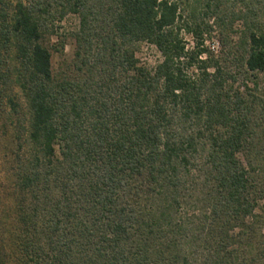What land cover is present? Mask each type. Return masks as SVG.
Wrapping results in <instances>:
<instances>
[{"label": "trees", "instance_id": "trees-1", "mask_svg": "<svg viewBox=\"0 0 264 264\" xmlns=\"http://www.w3.org/2000/svg\"><path fill=\"white\" fill-rule=\"evenodd\" d=\"M182 5L0 0L25 136L0 264H264V0Z\"/></svg>", "mask_w": 264, "mask_h": 264}, {"label": "rangeland", "instance_id": "rangeland-1", "mask_svg": "<svg viewBox=\"0 0 264 264\" xmlns=\"http://www.w3.org/2000/svg\"><path fill=\"white\" fill-rule=\"evenodd\" d=\"M183 3V9H190L189 7L194 0H179ZM77 23L76 19L68 18L63 24L66 30L72 29ZM216 37V36H215ZM216 37L213 42L207 43L212 49L219 50ZM186 42L190 45H194V40L185 36ZM65 55L69 58L72 55V46L68 45L65 51ZM141 63L145 65L153 66L160 60V55L156 49L147 45L143 46L138 54ZM61 56L54 55L53 64L54 67H58ZM6 102V101H5ZM0 109V229L3 227L8 233L4 236L5 239H9V232L13 231L16 223V214L14 208V193L15 186L13 184L14 175L25 156V136L23 132L18 129L19 116L11 114V107L7 102ZM23 147V149H22ZM3 228V230H4ZM7 245V243H6Z\"/></svg>", "mask_w": 264, "mask_h": 264}]
</instances>
